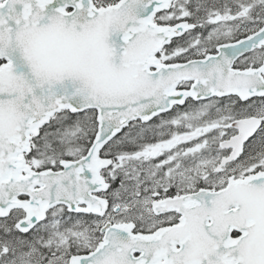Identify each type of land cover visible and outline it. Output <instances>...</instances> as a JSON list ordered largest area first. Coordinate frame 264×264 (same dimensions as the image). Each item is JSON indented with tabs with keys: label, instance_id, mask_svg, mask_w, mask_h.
Returning <instances> with one entry per match:
<instances>
[{
	"label": "snow or ice",
	"instance_id": "obj_1",
	"mask_svg": "<svg viewBox=\"0 0 264 264\" xmlns=\"http://www.w3.org/2000/svg\"><path fill=\"white\" fill-rule=\"evenodd\" d=\"M0 264H264V0H0Z\"/></svg>",
	"mask_w": 264,
	"mask_h": 264
}]
</instances>
